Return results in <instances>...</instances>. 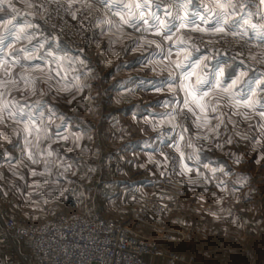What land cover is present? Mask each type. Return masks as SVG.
Wrapping results in <instances>:
<instances>
[{
	"label": "clouds",
	"instance_id": "clouds-1",
	"mask_svg": "<svg viewBox=\"0 0 264 264\" xmlns=\"http://www.w3.org/2000/svg\"><path fill=\"white\" fill-rule=\"evenodd\" d=\"M189 3L0 0V264H192L186 248L217 264L238 253L264 215V175L244 154L264 147V123L254 132L253 113H229L255 107L264 83V0H200L211 26L175 33L177 45L230 54L210 73L211 53L196 65L211 124L153 91L181 86L159 77L174 80L192 53L165 65L153 46L172 39L161 35L168 16L178 29L189 22ZM238 60L246 70L225 83ZM220 156L231 172L213 167Z\"/></svg>",
	"mask_w": 264,
	"mask_h": 264
},
{
	"label": "crops",
	"instance_id": "crops-1",
	"mask_svg": "<svg viewBox=\"0 0 264 264\" xmlns=\"http://www.w3.org/2000/svg\"><path fill=\"white\" fill-rule=\"evenodd\" d=\"M182 3L187 2V0H181ZM150 11H155L157 13L158 16L164 18V13L166 12L164 9L160 8V9H156V8H150ZM199 13V14H198ZM203 14V10L200 8V0H191V3H189L188 6V11L186 13H184V15L186 16L187 20L189 21L188 23H186L184 25L183 28H185V33H189L191 32L192 35H199L198 33L192 32V29L195 27H210L212 24V21H209L207 24H205L204 22L201 21V15ZM3 17H0V23L3 22ZM167 19L169 20V29L162 31L161 34L163 33H169V30L171 28V26L174 23V21H172V19L168 16ZM153 24V20H149V25ZM151 35V34H150ZM157 39H159L157 37ZM172 41L175 44L176 50L170 55L171 59L176 60L178 59L179 54H182L183 52H185L186 50L188 52H191L189 50V48L184 45V44H180L177 45L175 43V35H172ZM153 52H154V58L157 60H162L161 56H162V52L160 49H156L155 46H153ZM192 53V52H191ZM145 55H148V53H145ZM209 54L204 53L201 55H194L192 53V55L185 60L184 64L177 69V75L174 78V80L168 81V76L169 73L168 72H163L161 74V76L159 77V80L162 83L167 82L169 86L171 87H176V85H181L180 87L176 88V94L175 96L171 95L170 93H164V92H156V90L154 89V93L157 94L160 98L161 101H165L168 102L170 101L171 103H174V99H176V95H179L180 98H182V100L188 103V108L191 109V113L193 115V113H195V115H193V118L196 119L199 115H204L208 118L210 124L214 123V117L216 115V113L210 112L209 111V106H208V100L209 97H207L206 95L202 96L200 93L201 92H207L210 91V89H207L206 87H200L198 85H196L195 81H196V65L199 64L200 60L203 59L204 57H208ZM228 57L225 58H220L217 60H213L212 58L208 61H206L208 67L204 69L205 73H210L212 70V67L217 63L218 60H224ZM168 62V61H167ZM167 62H164V64L166 65ZM237 65H240L239 68L236 69V71L230 76L229 75V71L228 69L225 70L224 72V76L222 77L223 81L225 83H229L231 81V79L235 78V75L238 74V72L240 70H246V65L243 64L241 61H236ZM221 67H223V64H221ZM253 72H255V70H253ZM183 73V75H182ZM184 75H187V79H184ZM256 76L258 79L260 78H264L261 76L260 73H256ZM253 90L258 91L259 95L257 98V102L255 107L252 106V104H250L249 106H247L246 108H240L239 105L241 103H243V101H238L237 102V106L232 108L231 112L229 113V115H232L233 113H235L236 111H244V112H250L253 113V120L248 121L247 123H251L253 125V131L255 132L259 125L261 123H264V121H260L259 117L257 115H255L256 113H259L261 111H264V83H260L258 85V89L254 87ZM250 100V97L248 98ZM174 100V101H173ZM197 101H199V103H197ZM201 105L203 107H201ZM238 120H242L243 117H237ZM225 122H227V118H225ZM247 123H243L244 125H241V127H246ZM233 127V125L229 124L228 128L229 130H231V128ZM221 131H223V125H221L220 128ZM195 133L196 129L194 128L193 130ZM191 134V131H190ZM237 140H239V137L236 138ZM254 140H259V136H255L253 137ZM247 142H245L244 144L246 145ZM261 143H264V141H261ZM241 145V148H243V145ZM228 148H233L232 145L227 146ZM207 151V150H205ZM256 152L255 155L252 152H245L244 154L246 156H248V163L249 165H251L252 167H260L264 169V160L261 161V163L259 165H256V160L260 159L261 155H264V147L258 149L257 151H253ZM211 155V154H209ZM225 159L223 156H220L219 159L213 157V159L211 160V163L213 165V167H215L217 164L222 167L225 168L226 171L231 172L232 169L230 167L227 166V164L225 163ZM235 188H239V185H236ZM209 189L210 190H214L217 194L221 193V189L220 188H214L213 184H209ZM198 192L203 191V189H197ZM207 199V197L205 198ZM207 215V213H201L200 215ZM245 219H247V216L245 217ZM263 219L264 221V215H260L257 214L256 219H251V222L249 225L250 231H252L254 233L253 234H249V236H255L258 237L257 235L259 234V232H262L264 230V224H260V220ZM244 244V243H243ZM242 244V245H243ZM247 244V242H245V245ZM241 245V246H242Z\"/></svg>",
	"mask_w": 264,
	"mask_h": 264
},
{
	"label": "rangeland",
	"instance_id": "rangeland-1",
	"mask_svg": "<svg viewBox=\"0 0 264 264\" xmlns=\"http://www.w3.org/2000/svg\"><path fill=\"white\" fill-rule=\"evenodd\" d=\"M162 9H164V8H162ZM165 11H167V10H165ZM169 17L171 18V16H169ZM174 23H176V21H174ZM163 34H167V33H163ZM193 36H196V35L193 34ZM161 52L163 55V50H161ZM177 98H180V96L176 95V99H174L175 101L173 100L174 103L173 102L171 103L173 106L175 105ZM180 99L182 100V98H180ZM182 102L184 103L183 100H182ZM241 125H244V124H241ZM194 128L195 127H193L192 130H190L191 133L194 132L193 131ZM244 146H245V144L243 145V147ZM252 153L255 155L256 152L252 151ZM253 168L256 169L258 175H264V169L263 168H260V167H258V169H257V167H253ZM217 195H219V194H217ZM214 199H215L214 196L213 197H207V199L201 200V204L211 203ZM192 200L195 203L196 197L193 196ZM201 216L205 217V218L207 217V215H203V214ZM247 219H250V218L247 217ZM261 221H262V224H264L263 219L260 220V224H261ZM250 223H253V222H251V219H250ZM249 234L254 235V233L252 231L248 232V236H247L246 241H245V242H247V244L245 245V242H244V244L240 247L238 253L235 256L230 255L228 257H225L221 253L215 257H211V259L216 260L217 264H252V261H255V264H264V230L262 232H259V234L257 235L258 237L251 236V235L249 236ZM197 252H198L197 249H188V248L182 249V253H183L182 258L187 259V260H191L192 264H199L200 258L198 256ZM205 259L207 260L209 258L205 257Z\"/></svg>",
	"mask_w": 264,
	"mask_h": 264
},
{
	"label": "built area",
	"instance_id": "built-area-1",
	"mask_svg": "<svg viewBox=\"0 0 264 264\" xmlns=\"http://www.w3.org/2000/svg\"><path fill=\"white\" fill-rule=\"evenodd\" d=\"M177 3L178 4H181L182 2H181V0H177ZM164 10H167V8H164ZM183 14L184 13H182V15ZM178 23H179V21H176V23L171 26L168 34H162V35L163 36H172V35H175V33L177 31H180L183 34L185 32V29L184 28L178 29L176 26H174V25H178ZM164 45H165V47L163 48V55H162L161 58H162V60L164 62H167L168 61L167 59L175 51L176 47H175L172 39L171 40H165L164 41ZM187 47L189 48V50L194 55H197V56L198 55H201V54H204V53H207V54H210L211 53V57H212L213 60H217V59H220V58L229 57V55H230L229 53H226V52L217 53L215 49H212L210 47L199 48L198 50H194V49L191 48V42H189V45H187ZM175 105H179L181 108H183L184 103L182 102V100L180 98H177V100L175 102ZM183 110L185 112H187L188 115L191 116L192 119H193L192 113L189 111L188 108H183ZM193 127L194 126H191L190 130H192ZM179 259L180 258H178L177 264H179Z\"/></svg>",
	"mask_w": 264,
	"mask_h": 264
},
{
	"label": "snow or ice",
	"instance_id": "snow-or-ice-1",
	"mask_svg": "<svg viewBox=\"0 0 264 264\" xmlns=\"http://www.w3.org/2000/svg\"><path fill=\"white\" fill-rule=\"evenodd\" d=\"M197 103H199V101H197ZM250 104H251V102L249 101L248 104H247V106H249ZM201 107H203V106L201 105Z\"/></svg>",
	"mask_w": 264,
	"mask_h": 264
}]
</instances>
